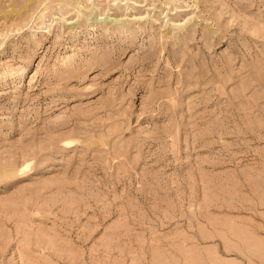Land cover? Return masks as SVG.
Here are the masks:
<instances>
[{"label": "rangeland", "instance_id": "374dc122", "mask_svg": "<svg viewBox=\"0 0 264 264\" xmlns=\"http://www.w3.org/2000/svg\"><path fill=\"white\" fill-rule=\"evenodd\" d=\"M0 264H264V0H0Z\"/></svg>", "mask_w": 264, "mask_h": 264}, {"label": "bare ground", "instance_id": "6f19581e", "mask_svg": "<svg viewBox=\"0 0 264 264\" xmlns=\"http://www.w3.org/2000/svg\"><path fill=\"white\" fill-rule=\"evenodd\" d=\"M16 173V172H15Z\"/></svg>", "mask_w": 264, "mask_h": 264}]
</instances>
